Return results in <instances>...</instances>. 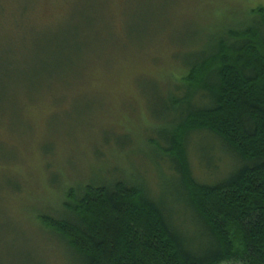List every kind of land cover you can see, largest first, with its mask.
<instances>
[{
    "label": "rangeland",
    "instance_id": "374dc122",
    "mask_svg": "<svg viewBox=\"0 0 264 264\" xmlns=\"http://www.w3.org/2000/svg\"><path fill=\"white\" fill-rule=\"evenodd\" d=\"M263 8L264 0H0V264H79L38 217L63 214L66 193L87 182L122 178L172 209L177 177L165 142L181 112L200 104L186 89L189 65ZM188 142L199 181L228 174L233 160L211 137Z\"/></svg>",
    "mask_w": 264,
    "mask_h": 264
},
{
    "label": "trees",
    "instance_id": "16d2710c",
    "mask_svg": "<svg viewBox=\"0 0 264 264\" xmlns=\"http://www.w3.org/2000/svg\"><path fill=\"white\" fill-rule=\"evenodd\" d=\"M251 16L253 25L231 26L210 55L189 65L186 89L200 104L181 112L165 142L177 177L172 209L121 178L73 187L63 214L38 217L79 264H264V8ZM30 85L41 88L37 79ZM196 133L232 158L220 181L197 179L188 153Z\"/></svg>",
    "mask_w": 264,
    "mask_h": 264
}]
</instances>
